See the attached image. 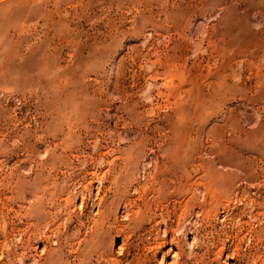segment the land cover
Segmentation results:
<instances>
[{
	"label": "rangeland",
	"instance_id": "1",
	"mask_svg": "<svg viewBox=\"0 0 264 264\" xmlns=\"http://www.w3.org/2000/svg\"><path fill=\"white\" fill-rule=\"evenodd\" d=\"M0 264H264V0H0Z\"/></svg>",
	"mask_w": 264,
	"mask_h": 264
}]
</instances>
